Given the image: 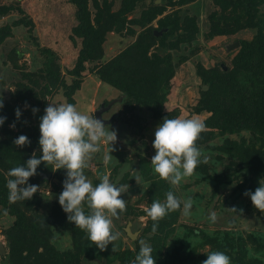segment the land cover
<instances>
[{
	"label": "rangeland",
	"instance_id": "obj_1",
	"mask_svg": "<svg viewBox=\"0 0 264 264\" xmlns=\"http://www.w3.org/2000/svg\"><path fill=\"white\" fill-rule=\"evenodd\" d=\"M260 3L258 15L264 22V0ZM155 6L161 11L150 18ZM96 7L111 12L116 20L102 37L98 55L84 61L81 70L75 72L82 38L73 32L76 7L70 0H0V101L4 105L0 116L7 118L0 126V176L6 186L10 169L26 164L34 153L38 158L42 154L38 143L40 118L48 103H67L64 85L79 82L73 105L91 117L101 103L122 94L121 101L102 113L103 119L110 120L105 130L117 133L115 144L102 141L100 151L92 155L84 169L93 186L104 175L118 186L128 185L127 192L120 197L126 201V211L118 219L113 218L112 231L120 234L114 242L116 251L109 244L101 252L86 238V233L84 239L92 256L80 251L76 240L81 230L66 224V216H62L64 221L58 219L54 211L60 206L58 196L63 191L66 170L56 171L52 165L41 164L38 174L28 181L38 185L39 191L31 200L15 203L21 213L19 222L16 214L0 204V241L5 247L0 264H15V259L26 258L28 248L42 253L41 259L47 264H131L133 260L124 261L115 255L136 250L141 239L156 250L158 264H202L212 251L229 255L231 264H239L238 258L245 264H264V213L255 209L250 197L244 195L254 192L264 180V136L251 129L226 130L223 134L214 130L210 140L196 145L202 153L201 160L207 157V163H200L177 187L159 179L151 165L156 127L169 117H194L203 123L211 113L197 104L201 90L208 88L201 69L220 72L225 66L228 73L233 71L240 45L230 49L227 46L251 40L255 30L215 32L214 23L223 25L222 6L215 0H88L92 22ZM175 17L180 29L157 36L145 51L146 60L160 63L157 72L162 82L143 104L135 100L129 103L131 100L122 93L119 81L134 77L135 73L129 71L136 70L130 65L134 64L130 58L134 50L130 49L148 29H161L160 20L167 22ZM188 31L191 38L185 40L183 36ZM41 47L53 53L58 71L54 83L44 74ZM110 71L116 73L105 74ZM135 77L146 81L141 74ZM17 108L21 111L19 119L15 115ZM34 108L39 111L33 113ZM12 124L15 128L10 127ZM20 135H26L30 145L15 146L13 141ZM110 147L114 149L111 152ZM109 153L113 158L105 163L104 156ZM255 158L263 166L250 174L246 162ZM240 167L247 172L237 171L233 175ZM42 172H52L51 177L43 178ZM168 190L182 201L192 197L193 207L189 216L183 215V204L165 216L174 220L164 240L158 243L155 239L161 232L152 233L153 221L144 209L153 201L163 203ZM233 207L236 212L231 210ZM84 210L89 211L86 204ZM212 212L217 215L214 223L209 219ZM15 225L18 227L12 232ZM126 226L136 234L134 239L126 234ZM11 235L17 236L11 240ZM37 235L45 239L46 246L37 241ZM20 237L29 243L19 245L15 239ZM13 250L21 252L17 256Z\"/></svg>",
	"mask_w": 264,
	"mask_h": 264
},
{
	"label": "clouds",
	"instance_id": "obj_2",
	"mask_svg": "<svg viewBox=\"0 0 264 264\" xmlns=\"http://www.w3.org/2000/svg\"><path fill=\"white\" fill-rule=\"evenodd\" d=\"M0 101V109L3 108ZM33 109V113L38 112ZM17 119L21 116L19 108L16 109ZM6 117L0 116V126ZM15 128V124L10 125ZM205 125L196 118H165L158 125L154 133L152 147L155 155L151 158L154 173L159 179L167 181L171 186L177 187L181 181L190 177L200 163H207V157L201 160L202 153L196 146L200 133ZM39 158L34 153L26 164L14 167L7 173V189L9 203L31 200L40 187L29 184L30 178L36 176L41 164L52 165L57 170H66V179L63 181V191L58 196L62 210L67 214V219L76 228L86 233V238L101 252L107 250L109 244L113 245L119 238V232L113 233V218L126 211V201L121 199L122 193L127 192L128 185L111 183L108 175L100 179V183L93 186L84 173L87 161L92 155L100 151L103 141L109 145L115 144L117 133L114 130L106 131L105 124L99 118L91 117L77 110L71 103H48L44 115L39 123ZM20 148L30 145L31 141L26 135H20L13 141ZM110 152L114 149L110 147ZM113 157L104 156L107 163ZM250 197L255 209L264 213V180L254 192H245ZM87 205L88 214L84 205ZM183 204V215L189 216L193 207L192 197L185 200L178 199L172 191L166 193V200L162 203L153 201L151 206L145 208L147 218L153 221L152 233L155 234L159 221L169 212L177 211ZM232 211L237 209L233 207ZM7 215V210L4 212ZM209 219L214 223L217 219L212 212ZM138 254L131 264H156L152 256V248L145 241H139ZM202 264H231V257L221 251H212L207 254V259Z\"/></svg>",
	"mask_w": 264,
	"mask_h": 264
},
{
	"label": "trees",
	"instance_id": "obj_3",
	"mask_svg": "<svg viewBox=\"0 0 264 264\" xmlns=\"http://www.w3.org/2000/svg\"><path fill=\"white\" fill-rule=\"evenodd\" d=\"M70 1L76 7L75 17L77 23L73 27V32L75 35L82 38L81 50L75 63V72H78L83 67L84 61L98 55L96 51L100 41L105 32L109 30L110 26L114 23L116 17L114 18V15L111 14V12H104L96 7L97 11L95 12L94 21L92 22L90 18L91 13L88 10V0ZM215 1L222 6L223 10V17L221 20L223 25L218 24L219 22L214 23L213 26L215 32L221 34L234 33L244 28H252L255 30V34L251 40H239L240 46L239 51L235 56L236 65L234 66L233 71L228 73L227 69L224 70V68H222L223 71L220 70V72L215 71V69H201L202 79L207 83L208 88L206 90H201V96L199 97L197 104L200 105L201 108H205L204 110L210 111L211 115L203 121L205 127L200 133L196 145L197 143L201 144L210 140L211 137L214 136V130H217L219 134H223L226 130L228 132H233L235 130L251 129L264 136V22H262V19L258 15L259 6L261 5L260 0ZM152 9L153 11L151 12L150 18H153L161 11V9L156 6ZM166 21L167 22H165V20H160L161 27L167 28L165 33L163 32V35L180 29L181 27V24L179 25L177 23L178 17ZM187 25L184 27L186 32ZM156 37L157 36L153 34V30L148 29V31L141 34L136 44L130 49L132 51L134 50V53L130 56L134 64L131 63L130 65L132 67L134 66L133 68L136 70H129V68L128 70L135 73L134 77H128L126 80H122V82L119 81L122 93L125 94V97L131 100L129 103L135 100L137 103L143 104L145 99L147 100L149 98L151 92L157 91L155 88H157V85L162 82L160 74L157 72V67L160 63H153L145 59L146 48L152 44L153 40H156ZM183 38L185 40L190 39V31H188ZM41 52L45 57V63L43 65L44 74L49 81L54 83L57 79L58 71L53 64V53L47 47H41ZM112 73L116 72H105L106 75H113ZM145 73L148 74V77H146ZM140 74L145 78V82H141L140 78L135 77L136 75L140 77ZM127 80H129V83H127ZM78 88L79 82L76 80L70 85H64L63 90L67 103L74 104L73 94ZM206 128H208V130ZM254 150L251 148L252 153H254ZM256 159L257 158L246 162L250 174L256 173L263 166V164ZM241 169L242 167L235 169L232 174L234 175L235 172L241 171ZM243 175L246 177V173H243ZM4 181V178L0 176V204L6 206L12 214H16L20 218L17 220V222H19L21 220V213L15 203H9V193ZM228 181H230V179ZM162 194L163 193L161 192V195ZM54 211L56 214L55 216L58 219L61 218L64 221L62 216H66L67 218V214L60 206L56 207ZM85 213L88 214V211L85 210ZM173 220V217H165L161 222L159 221L157 231H160L161 235L157 238L155 237V242L160 243L164 240ZM66 224L75 227V225L70 223L68 219ZM22 225L23 224L20 223V227ZM17 227L18 226L15 225L11 229L12 232L14 231V228ZM162 229L164 230L162 231ZM75 232L77 234L76 230ZM81 232L82 233L78 235L76 244L80 251L82 250L89 256H92V252H90L89 247L87 246V241L84 239L83 234H85V232L82 230ZM16 236L17 235H11V240ZM15 240L19 245L23 246L29 243L21 237ZM37 241L42 242L46 246L45 239L41 238L39 235H37ZM139 248L140 247H137L136 250H130L124 254L115 256L124 261H131L135 259V256L139 252ZM46 249L49 251L48 247ZM27 250L29 251H27L29 256L26 258L20 257V259H15V264H47L46 261L41 259L42 253L37 254L32 248H28ZM19 252H14L13 250L15 255ZM32 254L35 255L33 256ZM96 255L101 254L97 253ZM152 256L155 259L156 264H158L159 256L153 248ZM66 257L71 258L70 255ZM60 258L61 257H59V259ZM238 259L239 264H245L241 258Z\"/></svg>",
	"mask_w": 264,
	"mask_h": 264
},
{
	"label": "water",
	"instance_id": "obj_4",
	"mask_svg": "<svg viewBox=\"0 0 264 264\" xmlns=\"http://www.w3.org/2000/svg\"><path fill=\"white\" fill-rule=\"evenodd\" d=\"M158 1H159V0H156V2H158ZM166 30H167L166 27H163V28H161V29H159V30H153V34H154L155 36H159V35H161L163 32H165ZM238 45H239V41H235L233 44L228 45V46H227V49L235 48V47L238 46ZM223 67H224V70H225L226 67H225V66H223ZM122 98H123V95L120 94L117 98H113V99H111L110 101H108L107 103H104V102L101 103L100 106H99V108H97V109L95 110V112H94V117H95V118H99L100 120H102V121L104 122V124L108 123L110 120H109V119H103V118H102V113H103L104 111L108 110V109L110 108V106H111L112 104H114L115 102H117V101H121ZM241 172H247V170H246V169H243V170H241ZM41 174H42V177H43V178L49 179V178L51 177L52 172H48V173H44V172H42ZM125 232H126V234L129 236V238H131V239H134V238L136 237V234H134V233L131 232L129 226H126V227H125ZM0 254H5V247H4L2 241H0Z\"/></svg>",
	"mask_w": 264,
	"mask_h": 264
}]
</instances>
